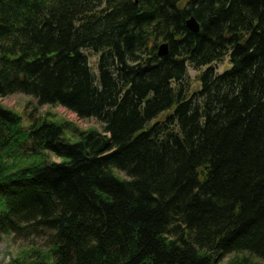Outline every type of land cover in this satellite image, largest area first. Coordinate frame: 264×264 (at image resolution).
<instances>
[{"label": "trees", "instance_id": "1", "mask_svg": "<svg viewBox=\"0 0 264 264\" xmlns=\"http://www.w3.org/2000/svg\"><path fill=\"white\" fill-rule=\"evenodd\" d=\"M187 63L207 66L199 88ZM16 93L102 131L68 141L0 104V235L47 241L15 264L264 260V0H0V97Z\"/></svg>", "mask_w": 264, "mask_h": 264}, {"label": "rangeland", "instance_id": "2", "mask_svg": "<svg viewBox=\"0 0 264 264\" xmlns=\"http://www.w3.org/2000/svg\"><path fill=\"white\" fill-rule=\"evenodd\" d=\"M84 54L87 57L88 63L92 68V71L97 73L96 63L98 60V54L90 50H84ZM217 73H222L231 67L228 57H225L222 61L211 64ZM207 66L194 68L190 64H186V76L184 83L190 86V90L199 88V81L197 77L201 74ZM0 104L5 108L14 110L19 115H21L23 126H28L33 118H38L43 114H48L51 119L58 120L60 122H65L64 138L68 141H75L78 139L79 131L86 130L88 128H95L98 131H102L101 124H99L95 119H80L74 113L66 110L60 106H49V105H39L36 100L31 97L24 95L22 93H16L9 95L8 97L1 98ZM24 152L29 155L28 147L24 148ZM45 162H58L60 161L56 156L51 153L45 152ZM118 173V172H117ZM123 177L122 173H118ZM46 237L42 234L35 235H25V236H15L14 234L0 235V264H15L14 261L25 260L24 254L29 248L39 249L45 251L47 248ZM249 256L246 252H232L224 255L221 259L216 261V264H229L236 263L238 257ZM252 260L264 263V260L249 256Z\"/></svg>", "mask_w": 264, "mask_h": 264}, {"label": "water", "instance_id": "3", "mask_svg": "<svg viewBox=\"0 0 264 264\" xmlns=\"http://www.w3.org/2000/svg\"><path fill=\"white\" fill-rule=\"evenodd\" d=\"M186 28L193 33H197L199 30L198 22L195 20L194 17L188 18L186 21ZM168 54V44L162 43L157 48V55L162 57Z\"/></svg>", "mask_w": 264, "mask_h": 264}, {"label": "bare ground", "instance_id": "4", "mask_svg": "<svg viewBox=\"0 0 264 264\" xmlns=\"http://www.w3.org/2000/svg\"><path fill=\"white\" fill-rule=\"evenodd\" d=\"M115 173H117V171H116ZM118 173H120V172H118ZM118 173H117V174H118ZM118 175H119V174H118ZM236 252H237V253H240V252H246L249 256H252L251 253H249V252L246 251V250H242V251H240V252H239V251H236ZM230 253H232V252H230ZM214 255H215V254H212L211 256L213 257ZM217 256H218V255H216V257L214 256L215 259H217ZM249 256H246V257H244V256H243V257H238V259H240V258H247V257H249ZM215 259H214V263H213V264H216V261L219 260V259H221V257H219L216 261H215Z\"/></svg>", "mask_w": 264, "mask_h": 264}]
</instances>
